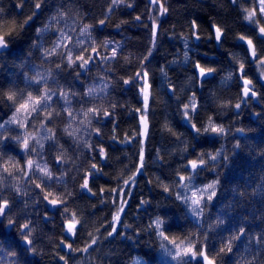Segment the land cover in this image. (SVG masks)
<instances>
[{"label":"trees","instance_id":"1","mask_svg":"<svg viewBox=\"0 0 264 264\" xmlns=\"http://www.w3.org/2000/svg\"><path fill=\"white\" fill-rule=\"evenodd\" d=\"M36 3H41L40 9L35 8ZM159 3L167 9L163 15L147 0H117L115 4L113 0H0V30L13 31L6 37L9 49L0 53V124L4 125L0 133L9 138L0 142V194L9 201L0 222V264H64L61 256L68 264H136L138 260L142 264H175L160 248L161 243L171 245L149 228L158 217L164 221L165 235L190 242L197 250L206 248L210 257H216L215 264H264V90L256 85L254 63L239 39H252L258 56L264 58V43L252 30L255 26L244 19L243 10L252 9L254 0ZM29 16L32 20L21 29ZM101 20H105L103 28ZM192 21L197 26V44L192 39ZM153 23L158 25L154 44ZM84 25L90 26V36L80 34ZM213 26L224 33L217 48ZM61 29L72 37L68 48L74 56L81 54L82 48L87 49L85 57L93 55L86 68L57 69L67 51L64 47L57 48L52 56L45 55V50L57 42ZM93 47L98 54L92 53ZM114 49L117 55L112 59ZM197 63L213 69V76L197 83ZM241 63L245 78L255 87L256 103L240 97ZM143 71L148 72L150 85L146 110L139 90L143 80L123 82ZM41 77L44 80L36 85L34 81ZM45 81L52 90L69 94L67 107L75 119L70 120L63 111L64 101L53 97L49 111L60 113L48 123L55 134V147L51 140L43 141L42 150L32 142L40 154H26L15 137L43 132V116L30 119L26 129L5 123L15 111L6 96L16 93L18 104L21 93L35 94ZM89 88L95 91L85 96ZM192 103L197 106L191 114L197 127L207 125L211 117L225 127L226 134L196 137L182 115L184 105ZM238 103L241 107L235 113ZM89 108L100 111L85 116ZM105 110L112 115L105 117ZM145 113L148 133L142 141L139 119ZM141 149L144 167L136 174ZM217 151L222 155L215 161L204 155L206 165L194 181L203 187L218 180L216 195L203 208V214L194 217L176 199L177 192H184L179 177L190 174V166L185 168L189 160ZM29 158L46 163L53 178L47 179L39 171L27 175L20 171ZM133 176L135 183L130 181ZM85 179L90 197L82 191ZM49 193L48 200L63 199L66 203L50 209L51 204L44 199ZM124 200L127 204L121 222L115 225L117 232L109 236L113 214ZM142 200L146 203L141 204ZM73 212L82 226L78 225L74 239L69 241L64 224ZM10 220L13 223L6 232ZM25 224L29 227L22 232ZM24 235L32 241L28 248L21 245ZM93 238L96 244L87 252L79 251ZM62 240L71 243L73 250H62ZM230 241L232 251L228 252Z\"/></svg>","mask_w":264,"mask_h":264},{"label":"snow or ice","instance_id":"2","mask_svg":"<svg viewBox=\"0 0 264 264\" xmlns=\"http://www.w3.org/2000/svg\"><path fill=\"white\" fill-rule=\"evenodd\" d=\"M117 0H113V3L115 4ZM233 3H237L238 0H232ZM152 4H158L159 0H151ZM36 9L41 8V3H36L35 4ZM160 8L162 9L161 14L163 15L164 13L167 12V9L163 7V5H160ZM111 10V9H109ZM246 15L244 16V19L249 22V25H254L253 31L257 32V38L261 41V43H264V23H261V19H264V0H254V6L252 9H244L243 10ZM257 13H259V18L257 17ZM34 15V14H33ZM55 19V18H54ZM137 20H139V17H136ZM32 20V16H29L27 20L23 22V24L20 25L21 29L24 27V25L28 24V21ZM101 25L105 24V20H101L99 22ZM153 44H154V38L157 34L156 29L158 25L156 23H153ZM192 27L195 29L196 22L192 21ZM47 26H45V29ZM89 25H84L80 29V34L83 36L85 34H89ZM215 39L217 42H220L222 40V37L224 35L222 29L220 27H215ZM42 31L41 29H37V32L39 33ZM60 35L58 37L57 42L53 45V48L50 50H45V55L46 56H52L56 54V49L60 47L67 48V51L64 52L62 55L64 57V60L62 61L61 64H57L56 67L57 69L63 70L64 68H73L74 66L79 67V68H86V66L94 59L93 55L89 54L87 57L83 54L84 52L87 51V49H81V54L79 55H73V50L71 48H68V44L72 43V37L68 33H66L64 30H59ZM13 35V31L9 30L7 32H3L0 30V50L7 49L8 48V39L6 37H10ZM90 36V34H89ZM199 39V36L197 35L196 37ZM240 41H244L247 44V49L246 51L250 52L251 54V59L252 62H258L262 67H264V58H261L257 54V48L256 45L253 43V40L250 38H247L245 36H240L239 37ZM77 43H83L82 41H77ZM92 53L98 54V50L93 47L92 48ZM116 50L114 49L112 52V59L116 58ZM151 55V49H149L148 56ZM145 60H147V56L144 57ZM77 61L79 63L77 64ZM196 68L199 69V75L201 77H204L210 73H212L214 70L213 69H206L204 67H201L199 63L195 65ZM240 79L242 80V96L243 98H250V97H255L257 95L255 91V87L253 85V82L250 79L244 78L246 73L244 72V64H240ZM77 76H79V73H77ZM148 77V72L143 71V72H137L135 77L131 79L124 80V84H130L134 83L137 80H143V83L140 86V93L143 96V103H144V109L146 110L148 107V101L150 97V85L147 80ZM231 78V74L229 75V79ZM44 80L43 77L40 79H36L34 83L36 85L41 84V82ZM95 89L89 88L87 91L84 93L85 96H90L93 94ZM72 95H75L74 93ZM22 96V102L17 104L16 100V93L10 92L7 94L6 99L8 101L12 102V105L15 107V111L12 115V117L6 121L5 123L11 124L15 123L19 128L26 129L28 127V122L30 119L35 118V116H43V120L40 123V128L43 130V132H38L36 134H30L28 132H25L23 136H17L15 137L16 142L21 146V148L24 150V152L30 153V152H37V148L33 146L32 142H35V145L39 146V149L44 148V140H51L53 141V147H55V134L53 133L52 129L48 127V123L51 122L52 118L54 115L58 116L60 115L59 112L53 113L52 111H49L51 108L52 102H53V97H57L60 100L64 101L65 107L63 111L67 114L70 120L75 119L73 112L67 105H70L71 101L69 100V94L65 92H57L55 90H52L51 88L46 86V81H45V86L43 88H37L36 93L33 94L32 92H27L26 94L21 93ZM194 99V98H193ZM237 109L241 107V105L238 103L235 105ZM185 111L182 113L183 118L185 121H187L191 129L195 132L196 137H199L201 135H215V136H224L226 134V129L222 124H217L211 117L208 119L207 125H202L201 127H197L196 123L192 122L191 114L195 113L197 110V106L195 103H192L191 106L188 104L184 105ZM99 109H94V108H89L87 111L84 113L85 116H88L89 114L92 115H97L99 113ZM137 111H140L139 109ZM21 113H23V117H21ZM103 115L105 117H109L112 115V113L108 112L107 110L104 111ZM90 123V121H89ZM141 123L144 125V130H145V135L147 134V117L146 113L141 115ZM4 125L0 124V128H3ZM67 132V128L65 129ZM69 135H72L73 133H68ZM39 137V138H38ZM194 137V139L196 138ZM5 139H9L8 137H3L2 133H0V142H2ZM39 155L40 153L37 152ZM100 154L101 156L104 155V150L101 148L100 149ZM204 155H208V158L212 161H215L217 157L222 155V152L217 151L215 155H210V154H205L202 153L200 156H198L196 159H192L188 161V164L185 165L186 170L190 166V174L185 177V176H180L179 181L182 182L180 183V187L184 189V192H177L176 193V199L180 200L181 203H183L185 206L188 207L190 210L191 214L194 217H199L203 214V208L207 206V203L210 202L213 197L216 195V186L219 183V181H213L209 184L204 185L203 187H198L194 183L196 180L197 175L201 170L204 169L206 165V161L203 158ZM58 161L61 159L60 157L57 158ZM225 160H227V157H224ZM144 161V153L143 149H141L140 152V166L136 169V174H139L141 170L144 167L143 164ZM93 168H96V165H92ZM5 172H7V168L3 169ZM20 171L24 172L26 175L28 173H32L34 171H39L43 177H46L47 179H52L53 178V173L48 169L47 164L45 163L44 165H41L40 163L35 162L33 159L29 158L25 161L24 166L20 169ZM11 175V173H9ZM130 181L132 183H135V176L130 178ZM129 180L125 181V184L128 185ZM16 192H19L20 189L16 187L15 185ZM37 188L40 187L39 184L36 185ZM82 188L88 189L90 192L91 189L88 188V181L85 179L84 183L81 185ZM113 191H116L113 189ZM164 191L168 192L169 188L167 186L164 187ZM191 193V195H188L187 193ZM46 194L44 196L45 200H48V196L50 195ZM50 204L53 206H56L58 204H65L66 201L63 199H52L48 200ZM114 203L116 201H113ZM146 203V201H141V204ZM127 204V201L124 200L123 203L118 207L117 211L113 214V225H112V230L108 233L109 236H113L116 232V224H119L121 222V214L125 211V206ZM9 209V201L3 197L2 194H0V216H4L6 214V210ZM65 212L68 211L67 208L64 209ZM9 223H13L11 220ZM78 225H81V221L76 217V214L73 212L71 214L70 218H66V227L65 231L72 235L75 236ZM164 221L161 220L159 217L156 218L150 225L149 228L154 229L156 232L157 236L162 238L163 241H167L168 245H171V247H168L166 244L161 243L160 248L164 252V254L167 257L171 258V261H174L175 264H191L193 260L197 261V264H215L216 257L211 256L208 254L206 248H200L197 250L195 248V245L191 244L190 242H185L184 240H179L177 241L176 238H170L169 236L165 235L164 232ZM28 224H25L22 226V232L24 229H28ZM127 227V226H126ZM243 229H240L241 234H243ZM91 235V234H90ZM239 238V237H235ZM24 243L28 246L32 245V241L28 238L27 235L23 236ZM96 239L93 238L91 240L90 244H87L83 249H79V251L87 252L89 248L92 247V245L96 244ZM62 244L65 245L66 248L69 249V251L73 250V246L71 243H65L63 240L61 241ZM227 251L231 252V241L226 245ZM27 250V249H26ZM34 251V249H32ZM224 248H221V252H224ZM15 255V253H13ZM199 258V259H197ZM61 260H64V264H68L67 260L65 259L64 256L60 257ZM136 264H142L141 261H137Z\"/></svg>","mask_w":264,"mask_h":264},{"label":"water","instance_id":"3","mask_svg":"<svg viewBox=\"0 0 264 264\" xmlns=\"http://www.w3.org/2000/svg\"><path fill=\"white\" fill-rule=\"evenodd\" d=\"M148 3L149 4H151L152 6H154V4H152L151 3V0H148ZM158 7H159V9H160V11H161V8H160V3H158V4H156ZM100 28H103V25H100ZM212 31H213V34H214V43H215V45H219V43L220 42H217L216 41V39H215V28L213 27L212 28ZM196 40H197V38H195L194 37V41L196 42ZM246 44V43H245ZM246 46H247V44H246ZM9 49V45H8V48L7 49H3V50H0V53H3V52H5L6 50H8ZM249 54H250V52H249ZM250 59H251V54H250ZM252 60V59H251ZM194 75H195V77H197L198 79H200V80H203V79H209V78H211L212 77V75H213V73H210V74H208V75H206V76H204V77H201L200 75H199V69L198 68H196L195 66H194ZM238 75H239V77H240V75H241V73L239 72L238 73ZM242 80L239 78V84L241 85V89H240V95H241V97L243 98V96H242ZM250 98H252V99H256V96L255 97H250ZM250 98H243V99H250ZM235 111L236 112H238V109L235 107ZM148 124V123H147ZM139 126H140V137H141V139H142V141H144L145 140V137H146V135L144 134L145 133V130H144V125L141 123V119H140V122H139ZM188 128L191 130V131H193L192 129H191V126L190 125H188ZM147 132H148V127H147ZM87 181H88V179H87ZM83 189V191L86 193V195L88 196V197H90L91 196V193L88 191V189H85V188H82ZM54 206L53 205H51V209L53 208ZM7 211V210H6ZM3 219V216H0V221ZM65 227H66V224L64 225V235H65V237L69 240V241H72L73 239H74V236H72V235H70V234H68L66 231H65ZM9 228H10V225H8L7 226V230H9ZM21 244L25 247V248H28L29 246L28 245H26L25 243H24V240L21 242ZM61 249L62 250H65V251H68V249L65 247V245H61Z\"/></svg>","mask_w":264,"mask_h":264},{"label":"rangeland","instance_id":"4","mask_svg":"<svg viewBox=\"0 0 264 264\" xmlns=\"http://www.w3.org/2000/svg\"><path fill=\"white\" fill-rule=\"evenodd\" d=\"M263 22H264V19H263ZM193 31H194V34L197 36V33L195 32L196 30L195 29H193ZM213 33V32H212ZM193 34V35H194ZM193 38H194V36H193ZM253 66L255 67L254 69V71H255V73L257 74L256 76H258V78L259 77H264V67H262L258 62H255L254 64H253ZM236 113V112H235ZM148 133V132H147ZM8 224V223H7ZM199 259V258H198Z\"/></svg>","mask_w":264,"mask_h":264},{"label":"bare ground","instance_id":"5","mask_svg":"<svg viewBox=\"0 0 264 264\" xmlns=\"http://www.w3.org/2000/svg\"><path fill=\"white\" fill-rule=\"evenodd\" d=\"M149 4V3H148ZM158 11H159V14H160V9H158ZM194 37L196 36L195 34L193 35ZM192 39H193V43L194 44H197V43H199V39H197L196 40V42L194 41V38L192 37ZM213 42H214V36H213ZM214 45H215V43H214ZM215 47L217 48L218 47V45H215ZM203 54H204V52H203ZM255 67L252 65V71L254 72V75L256 76L257 74L255 73V69H254ZM213 73V72H212ZM195 79H196V81H197V83H202V82H204V81H206L207 79H203V80H200V79H198L197 77H195Z\"/></svg>","mask_w":264,"mask_h":264},{"label":"flooded vegetation","instance_id":"6","mask_svg":"<svg viewBox=\"0 0 264 264\" xmlns=\"http://www.w3.org/2000/svg\"><path fill=\"white\" fill-rule=\"evenodd\" d=\"M213 36H214V34H213ZM256 78H257V81H256V85H257V87H258V89L261 91H263L264 90V77H259L258 78V76H256ZM236 112V111H235ZM237 113V112H236Z\"/></svg>","mask_w":264,"mask_h":264}]
</instances>
